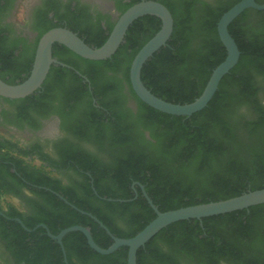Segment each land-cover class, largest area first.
I'll return each mask as SVG.
<instances>
[{
    "label": "flooded vegetation",
    "instance_id": "af4514ba",
    "mask_svg": "<svg viewBox=\"0 0 264 264\" xmlns=\"http://www.w3.org/2000/svg\"><path fill=\"white\" fill-rule=\"evenodd\" d=\"M137 1L0 0V79L18 84L29 75L35 42L45 33V28L54 25L71 30L74 25L77 31L73 32L80 33L83 40H94ZM184 1L196 9L202 2L215 4V0ZM250 13L252 10H248L247 16ZM146 22H143L144 30L150 27ZM136 39L141 41V35ZM52 57L55 62L40 89L24 98L0 96V264H70L65 243L71 247L74 239L66 234L61 245L47 233L57 235L62 230L58 219L61 212L49 211L51 208L46 204L53 197L69 210L83 214L89 219L87 222L97 224L95 232L101 237L103 228L92 218L95 216L77 209L62 193L108 219L118 234L127 231L132 220L141 219L148 209L152 210L145 197L146 194L151 199L147 190L150 181L143 184L129 177L128 182L124 175L120 179L113 178L118 175V163L124 151L121 147H109V140L115 133L122 134L132 140L129 153L153 155L162 147L163 128L150 126L138 98L130 91L120 71L105 74L104 69H94L86 59L78 58L58 43L52 46ZM87 73L98 76L94 87ZM56 80H62L65 85L57 93L53 88ZM256 81L258 99L264 105V79L258 77ZM71 88H81V96H66L64 91ZM239 112L248 120L253 118L245 106H241ZM96 139L103 143L98 144ZM139 175L144 178L142 172ZM201 175H264V172L196 173L188 170L163 176L170 185L188 186L200 183ZM48 177L57 191L46 185ZM106 195L130 196L118 201L122 216L108 210L104 203L108 199ZM160 195L161 199L165 197ZM44 211H48L45 219L37 220ZM202 219L197 231H189V238L204 240V246L212 247L213 256L206 257V263L264 264L262 222L251 217L250 222L246 221L247 236L241 238L228 225L205 223ZM16 228L29 234L36 233L37 229L45 233L15 237ZM50 228H55L57 233L53 234ZM109 232L111 235L105 231L112 240L117 237ZM162 248L170 261L195 264L186 261L178 249ZM71 261L82 264L74 256ZM87 264L101 263L91 259Z\"/></svg>",
    "mask_w": 264,
    "mask_h": 264
},
{
    "label": "trees",
    "instance_id": "16d2710c",
    "mask_svg": "<svg viewBox=\"0 0 264 264\" xmlns=\"http://www.w3.org/2000/svg\"><path fill=\"white\" fill-rule=\"evenodd\" d=\"M155 1L164 4L170 11L173 29L166 45L155 52L143 65L141 80L152 94L163 100L177 104L190 103L201 94L213 69L226 56L225 47L218 37L217 22L224 12L240 0H215L213 6L202 2L198 9L184 0ZM256 2L263 3L264 0H256ZM248 10H252V13L247 16ZM143 22L148 23L150 27L144 30ZM160 25L159 18L151 15L142 16L129 26L124 43L110 59L84 60L94 69H104L105 74L108 71H120L123 80L134 94L129 81L131 61L138 50L159 30ZM51 27L55 26L45 28L43 33ZM111 28L112 25L106 32L103 31L102 36L94 40L83 41L89 46L94 43L92 47H99L108 37ZM71 30L77 31L74 25L71 26ZM228 31L238 46L240 57L237 64L221 79L217 91L204 109L190 117L173 116L157 111L138 99L150 126L158 125L163 128V144L158 152L147 156L129 153L127 150L133 145L132 140L119 133H115L109 140V147H121L124 151L121 163H118V175H113V178L120 179L124 175L128 182L129 177L130 180H139L143 184L150 181L147 190L161 212L224 200L264 187V175H201L200 183L188 186L170 185L163 176L188 170L196 173L264 172V105L258 99L259 86L256 81L258 77L264 79V10H245L229 24ZM139 34L142 40L136 41V36ZM78 35L83 39L80 33ZM94 72L100 74L98 71ZM87 75L94 87L93 84L98 76L90 73ZM64 86L62 80L53 83L55 92L63 89ZM74 86L75 83L72 84V88ZM72 88L64 91L66 96L80 97L81 88L78 90ZM241 106L252 112L251 120L239 112ZM96 142L102 144L103 140L96 139ZM141 172L144 178L140 177ZM45 180L48 187H53L49 177ZM52 189L57 191L54 187ZM160 194H164L165 197L161 199ZM62 195L77 209L95 216L119 238L134 236L156 216L151 209H148L143 218L132 220L129 229L118 234L112 229L108 219L72 201L65 193ZM105 197L130 198L129 195ZM104 203L110 212L123 215L120 202L105 200ZM46 204L51 208L49 211L61 212L58 218L60 229L72 225L89 226L94 241L100 247L107 248L113 242L103 229H100L101 237L98 238L95 232L98 228L97 224L87 222L89 220L87 217L77 211L69 210L67 205L55 197L47 200ZM247 211L250 213L247 214ZM47 212H41L37 220L43 221ZM251 217L264 224V204L205 217L202 220L205 223L212 221L214 224L228 225L227 227L231 228L236 236L244 238L248 232L246 221L250 222ZM199 226V220L190 219L175 222L160 230L138 249L137 264H178L173 259L171 261L167 259L166 254L163 253L164 246L174 251L178 249V253H181L188 262L211 264L206 263V257L213 256L212 247L204 246V240L189 238L190 232L197 231ZM50 231L53 234L57 233L55 228H50ZM37 233L45 232L43 229H37L36 233L29 234L22 228H16L13 235L24 237ZM66 237L74 239L71 247L65 243L70 264H72V256L82 264H87L91 259L101 264H127V247L122 246L111 254L102 255L89 247L81 232H70Z\"/></svg>",
    "mask_w": 264,
    "mask_h": 264
},
{
    "label": "water",
    "instance_id": "95a60500",
    "mask_svg": "<svg viewBox=\"0 0 264 264\" xmlns=\"http://www.w3.org/2000/svg\"><path fill=\"white\" fill-rule=\"evenodd\" d=\"M247 9L264 10V2L257 3L256 0H240L219 18L217 22V33L220 42L225 47L226 56L224 60L213 69L201 94L190 103L177 104L163 100L152 94L141 80L143 65L155 52L166 45L173 29V18L170 11L164 4L155 0H139L124 10L116 19L104 43L99 47L87 45L76 33L67 28L55 27L49 29L37 42L29 75L18 84H8L0 79V96L9 99L24 98L40 89L51 64L55 62V59L52 57V46L54 43L63 45L83 59L91 61L107 60L115 54L123 43L129 26L136 19L145 15H151L159 18L161 25L159 30L138 50L131 61L129 67L131 88L140 101L157 111L173 116L190 117L208 105L217 91L221 79L237 64L240 51L234 38L228 31V26L236 17ZM145 197L156 216L130 238L113 237V242L107 248H102L96 244L90 229L81 225L66 227L57 235H52L49 232L47 233L51 238L62 245V238L66 234L74 231L81 232L85 236L89 247L102 255L111 254L122 246L127 247V264H137L136 253L138 249L143 247L146 242L160 230L178 221L190 219L201 220L205 217L222 215L264 204V187L247 191L228 199L199 203L164 212L159 211L157 206L146 194ZM107 200L123 201L111 198ZM73 208L75 207L73 206ZM92 218L111 235L104 224L95 217ZM17 220L20 222L19 219Z\"/></svg>",
    "mask_w": 264,
    "mask_h": 264
}]
</instances>
